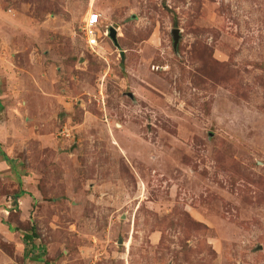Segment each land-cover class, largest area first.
Listing matches in <instances>:
<instances>
[{"label":"rangeland","instance_id":"1","mask_svg":"<svg viewBox=\"0 0 264 264\" xmlns=\"http://www.w3.org/2000/svg\"><path fill=\"white\" fill-rule=\"evenodd\" d=\"M0 264H264V0H0Z\"/></svg>","mask_w":264,"mask_h":264},{"label":"built area","instance_id":"2","mask_svg":"<svg viewBox=\"0 0 264 264\" xmlns=\"http://www.w3.org/2000/svg\"><path fill=\"white\" fill-rule=\"evenodd\" d=\"M100 26V13L89 9L84 18L83 25L81 27L82 36L84 39L85 47L91 53L99 55V50L102 48L100 42L107 34L101 33L102 37L97 34V28Z\"/></svg>","mask_w":264,"mask_h":264},{"label":"trees","instance_id":"3","mask_svg":"<svg viewBox=\"0 0 264 264\" xmlns=\"http://www.w3.org/2000/svg\"><path fill=\"white\" fill-rule=\"evenodd\" d=\"M2 156H3V158H4V160L5 161H7L8 163H10L11 165H12V160L10 159V158H8L4 153L2 154ZM21 193L22 192H19L18 194H16V195H14V198H16V197H19L20 195H21ZM31 236H29V234H25L24 236H23V239L25 240V241H27L28 240V238H30Z\"/></svg>","mask_w":264,"mask_h":264},{"label":"water","instance_id":"4","mask_svg":"<svg viewBox=\"0 0 264 264\" xmlns=\"http://www.w3.org/2000/svg\"><path fill=\"white\" fill-rule=\"evenodd\" d=\"M113 31H114V29L111 27V28L109 29V32H110V36H111L112 38H114V32H113ZM177 32H178L177 29H175L174 32H173V33H174V39H175V40H177Z\"/></svg>","mask_w":264,"mask_h":264}]
</instances>
